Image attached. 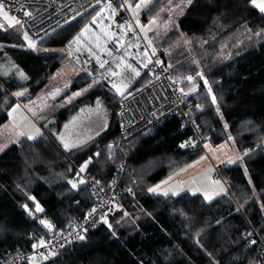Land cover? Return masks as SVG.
Wrapping results in <instances>:
<instances>
[{"label":"trees","instance_id":"trees-1","mask_svg":"<svg viewBox=\"0 0 264 264\" xmlns=\"http://www.w3.org/2000/svg\"><path fill=\"white\" fill-rule=\"evenodd\" d=\"M172 1L154 0L140 13L141 19L149 24ZM181 4L182 13L180 10L177 15L161 18L158 27L149 24L156 55L171 65L176 78L198 70L206 75L220 112L211 103L204 83L198 82V91L191 94L206 107L202 134L211 137L215 145L234 140L236 154L252 151L243 156L242 162L221 166L227 195L212 202L189 191L179 196L149 193V187L191 163L204 150L179 149L184 136L182 120L173 117L164 121L129 146L128 162L134 177L127 178L124 186L132 188L135 198L126 192L122 204L131 212L130 219H117L122 211L112 218L111 229L106 225L89 229L79 243L61 248L55 255H43L42 259L48 258L40 264H248V260L264 264L256 245L248 244L252 238H245L252 231L264 243V34L255 35L264 30V13L250 0H193L191 5ZM94 12L82 14L40 41V49L29 48L17 28L4 25L0 29V45L4 48L0 56L7 52L28 76L24 81L14 75L0 78V126L18 100L11 93L27 89V98L37 95L63 64L66 54L60 51L67 50L68 42ZM85 84L83 77L78 78L72 89ZM93 91L111 109L120 108V101L106 87L98 86ZM66 112L62 110L57 124ZM112 113L110 127L74 155L64 152L46 129L35 140L22 137L0 154V254L28 249L32 230L48 234L40 219L52 222L55 232H63L86 215L94 204L90 191L84 186L72 189L68 181L76 172L75 166L89 159L88 176L100 181L114 177L116 163L109 160L104 148L120 135L119 113ZM33 196L35 201L29 199ZM37 202L43 212H36Z\"/></svg>","mask_w":264,"mask_h":264},{"label":"built area","instance_id":"built-area-1","mask_svg":"<svg viewBox=\"0 0 264 264\" xmlns=\"http://www.w3.org/2000/svg\"><path fill=\"white\" fill-rule=\"evenodd\" d=\"M4 2L5 8L9 11V14L15 16L21 21L20 25L24 32H27L29 37L35 42H39L61 30L82 14L93 9H95V12L86 25H90L92 29L97 32L100 30L101 25H111V30L119 36L122 29L118 28L117 24L125 21L131 23L135 32H127V35L125 36V47L119 48L115 42H109L107 48L112 50L113 56L109 57L106 52L101 54L102 59L108 60L109 65H111L112 68H115V63L113 62L114 59L122 56L127 63L137 67L141 73L139 77H136L133 85L138 81L136 85H141L138 90L142 89V95L139 96V98L135 97L134 102L128 105L126 109H124V105H121L123 108V115L121 119L122 133L120 140L124 143L128 141L132 142L136 139V136L150 133L164 121L173 117H179L182 120L181 131L184 136L178 143L177 147L179 149H203L204 144L210 140V137L202 134L203 119L198 116L203 113L206 107L203 103L195 101L192 98L191 92L186 90V87L192 85V83L187 81L185 77H174L171 65L153 54L149 45L147 47V40L141 34L128 10L123 8L118 10L117 15L114 17L116 23H113L108 19L110 13L105 11L102 14L104 19L101 21L100 18H97L96 24L93 25L92 18L96 16V13L99 12L105 4H107L108 0H99V3L97 0H4ZM112 2L115 6L117 0H112ZM121 2H123V0H121ZM21 4L24 6V11L31 12L32 16H26L22 11L18 10ZM136 44H138L139 47H136ZM74 49L75 46H73V51ZM145 52H147L148 56L151 57L153 61L151 64H148L147 68L143 66L144 63H147V60L144 58ZM73 56L74 59H81L82 67L84 69L92 70L93 75L104 71L99 68L95 59L85 50L79 52L74 51ZM157 60L161 63L157 64ZM85 61H87V63H85ZM109 65H106L105 67L107 68ZM188 75L194 77L195 84L203 82V79L197 76L196 72ZM181 88H183L184 93L190 94L184 95L180 92ZM205 88L207 89L206 86ZM143 93L147 95L148 101L143 100ZM122 103H124V101ZM197 104L201 105L203 110L198 109L196 107ZM153 113H156V116H153ZM189 140L192 141L195 146L185 148L180 147L182 143ZM123 167L124 166L119 167L112 180V185L109 187H106V182L105 184L101 183L100 180L91 178L88 175L86 176L78 171L77 173H79V175L75 174V176L71 178V181L76 180V182H79L83 177L93 193H98L96 203H94V205L87 211L86 215L82 219L75 220L63 232H55L53 229V231L48 232V234L40 235L32 230L30 232V247L28 249L17 248L9 250L3 255L0 254V264H25L31 262L32 260L30 257L53 253L68 245L79 243L81 239L77 238L78 235L84 236L89 229L100 228L105 225L100 220V216L102 215L106 214V218L110 223L114 217L111 214L116 215L122 211V215H124L125 212L129 214V211L123 206L122 201H117L119 191L124 187L123 184L126 181L123 180V175H121ZM220 168V165L215 166L213 177L216 179H222ZM122 180L123 183H121ZM97 181L99 182L98 184L96 183ZM129 193L130 196L135 195L132 190L131 192H128V194ZM94 207L97 209V212L94 213L93 216L87 217L86 220L85 218L87 214ZM85 229H87V231H85ZM251 238L262 242L257 233H253ZM41 239L44 240V245L39 244ZM34 244L36 245L35 248H33ZM61 245H63V247H61ZM262 250H264V247L257 251L260 257L262 256Z\"/></svg>","mask_w":264,"mask_h":264},{"label":"rangeland","instance_id":"rangeland-1","mask_svg":"<svg viewBox=\"0 0 264 264\" xmlns=\"http://www.w3.org/2000/svg\"><path fill=\"white\" fill-rule=\"evenodd\" d=\"M133 1L134 0H129V2H131L133 6H135ZM153 2L154 0H148V3L146 4V6L141 7L139 11V25L136 24L139 27V29H140V25H143L144 28L147 30L146 45L148 47L149 45L148 41L151 40L152 43L149 46L151 50L155 48V43H154V40L149 37V31H150L149 24L150 23L147 24L146 22H144L141 19L140 13L144 12L149 5L150 6L152 5ZM181 3L186 4V0H182V2H179V0H173L169 5L163 6L161 10L158 11L156 17H154L155 19L151 20V21H155V23L153 24L158 27L161 18H164L167 15H170V16H174L175 14L177 15L180 13V10L182 13L183 8H182ZM5 10L7 9L5 8ZM129 13L135 22L136 17H134L130 11ZM0 23L5 26H9L8 22L4 20L3 17H0ZM92 24L94 25L96 24V22L95 23L92 22ZM84 26L73 36V38L77 34L80 33V31L84 28ZM9 27L17 28L19 32H21L22 34L24 33V30L20 24H15L14 26H9ZM140 32L142 33V35L145 36L144 31L140 30ZM39 42H35L36 43L35 49L41 48L40 46H38ZM25 44L28 46L27 41H25ZM3 50L4 48L0 46V51H3ZM60 52L61 54L65 53L66 57L61 67L56 71L55 75L53 76V79L47 85H45V87L37 95L31 98H27L28 97L27 94L21 97H17L18 98L17 102L14 103L10 107L8 114L11 113V115H9V119L2 125V127H0V146L7 145L6 147H4V150H6L9 146L18 142L19 139H21L22 137H27V135H19V133L23 132L26 134H35V129L39 128L42 133L44 132V129H46L48 133L54 136L57 142L59 143V145L61 146V149L64 152L68 153L69 155H74L80 149L86 148L90 146L91 144H93L97 140V138L110 127V124L113 118L112 112L116 113L117 115L119 113V117L117 116V118L120 121L119 138L109 145L111 146V148H109V146L108 147L104 146V148H106V155L109 158V160L115 161L116 168H117L116 172L118 171L120 166H124L122 174H121L123 175V180H126V178L134 177V174L130 172V165L128 162V155H129L128 149L133 141L132 142L128 141L124 143L120 140L121 133H122V122H121L122 115H120V113L122 112V109H123L121 105H124V109H126L128 105L134 102L135 97L139 98V96L142 95L141 93L142 89L138 90L141 87V85L137 86L136 85V83L138 82L137 81L135 85L130 87L129 91L132 93V95L127 96L126 99H123L122 102L124 101V103H122L121 102L122 98H120L115 93V90L111 88V84L109 83V81L99 79L98 75L100 73H96L93 75L99 79V82L97 84H93L92 77L89 76L87 72L84 71V68L82 67L81 59H79V63H77V59H74L73 55H69L68 44H67V50L65 51L61 50ZM154 55H156V51ZM21 70L22 69L16 64V62L12 59V57L9 54H7V52H4V54L0 56V78L5 79L12 75L17 76L19 78L18 72ZM198 71H201V70H198ZM186 76L179 77V78H184ZM82 77L85 80L86 84L78 90H73L72 85L78 81V78H82ZM204 77L206 79L205 74H204ZM195 85L197 86V89L200 87L199 83H196ZM98 86L106 87L107 90L114 97H116L118 101H120V108L118 106L117 108L111 109L108 106L109 103L105 102L103 98L97 94V92L93 91V89L97 88ZM192 86L193 84L187 86L186 90L190 91ZM57 89L60 90L59 94L55 95V97L53 98L52 94L55 93ZM84 89H87V91H83L82 95L73 97V93L82 91ZM196 92H191V93H196ZM69 98H71L70 103L68 102ZM98 98L101 101V105H102L100 109L96 108V101ZM143 100L148 101V97L145 93H143ZM17 104L19 105L18 108L16 107ZM14 108H15V111H13ZM63 109H66L67 112L65 114V117L60 121L59 124H57L60 118V115L63 114L62 113ZM81 109H84V111L81 112ZM90 109L91 111H89ZM198 116H200V118L203 119L202 113ZM66 124L68 125L67 129H65L64 127V125ZM105 124L107 125L106 127H105ZM97 133H99V135H97ZM60 134H63L65 140L69 142L86 141V143L83 144L79 148H73L71 150H66L63 147V144L61 143L60 139L58 138ZM142 136L144 135L140 134L136 136V139L134 140V142H136L137 139H139ZM90 137L91 139H89ZM206 144L209 145V147H205V146L203 147L204 150L202 151L201 155H199L197 158H195L192 161L194 163L192 162H191L192 164L189 163L191 167H189V165L187 164L180 169L182 170L183 168L188 166V168L185 169L182 175L183 176L188 175L189 177L184 180H180V179L177 180L175 176H172L173 175L172 174L171 175L172 180L169 181V183L166 185H161L162 190L174 189L176 185H179L180 187H182L185 180H186L185 187H183V191L181 192H184V191L192 192L196 189L211 190L213 188H218L219 187L218 185H213L211 183L214 180L221 181L222 184L224 185L223 178L216 179L213 177V173L215 171V165L219 166L223 164L221 163V161H219V158H226V157L235 158L236 157L235 153L237 152V149L235 145L230 141H226L224 143L215 145L213 142H211V137H210V140L206 142ZM221 145H223V147H221ZM2 152H0V154ZM238 155L242 156V154H238ZM126 157H127V162H126ZM201 157H204V159H201ZM80 168L81 166L80 167L75 166L76 175L78 174L77 172L80 171ZM87 169H88V165H87V168L82 172L86 176H87V173H86ZM116 172H115V175H116ZM75 174L72 177H74ZM114 177L108 181L101 180V183L105 184L106 182V187H109L110 185H112V180L114 179ZM82 179L85 181L83 177ZM167 179L168 177L156 183L155 185L161 184L162 181L167 180ZM123 180L121 183H123ZM73 181L76 182V180H73ZM79 186L87 187L91 193L94 203H96V200L98 199V193L97 192L93 193L89 185L86 183L85 184L78 183V187ZM128 189H132V188L124 186L120 189L117 201L124 200V194L126 192H129ZM197 193L202 194V192H197ZM158 194H162V191ZM169 194H171V191H169ZM129 196H130V193H129ZM111 215L117 216V214L116 215L111 214ZM130 217H131V212L129 211V214L127 216H124L121 214L119 215L117 219H130ZM257 243L255 244L256 251H259L260 248L264 247V244L260 240H257ZM42 257L43 255L35 256L34 257L35 260L34 261L32 260L31 264H40L41 262L45 260V259H42Z\"/></svg>","mask_w":264,"mask_h":264},{"label":"snow or ice","instance_id":"snow-or-ice-1","mask_svg":"<svg viewBox=\"0 0 264 264\" xmlns=\"http://www.w3.org/2000/svg\"><path fill=\"white\" fill-rule=\"evenodd\" d=\"M97 2L99 3V0H97ZM148 3V0H139L138 3L135 4V6H133V4L131 2H129V0H123V2H121V0H117L116 5H113L112 0H108L107 4H105L99 12L96 13V16H94L92 18V22L95 23L97 21V18H100V20L102 21L104 19L103 17V13L105 11L109 12L110 15L108 16V19L111 20L113 23H116L114 17L117 15L118 10L123 8L126 9L128 11H130L132 13V15L134 17H136V21L135 23L137 25H139V11L141 9L142 6H146V4ZM193 3V0H186V5H191ZM250 3L255 6L256 8L259 9V11L261 13H264V0H250ZM19 11H22L24 15L26 16H32V13L29 11H24V6L21 4L19 9ZM0 17H3L4 20H6L9 24V26H14L15 24H20L21 21L18 20L15 16L9 15V11L5 10V2L4 0H0ZM123 19V18H122ZM150 23H155V21H151ZM117 27L122 29L121 34L118 36L117 33L113 32L111 30V25H101L100 30L97 32L95 30L92 29V27L90 25H85V27L81 30V32L79 34H77L71 41H69L68 43V48H69V55H74V51L75 52H79L81 50H85L87 51V53L95 59L96 64L99 66L100 69H103L104 71L100 72L99 74V79H103V80H107L109 81V83L111 84V88L115 90V93L123 99H126L127 96L132 95V93L129 91L130 87L133 85L134 80L136 79V77H139L141 75L140 70L133 66L130 63H127L124 57H116L114 59V63H115V68H112L111 65H109V61L102 59V55L103 53H107V55L109 57L113 56V52L111 49L107 48V44L109 42H115V44L119 47V48H124L125 47V36L127 35L128 31H132L135 32V29L133 28L132 24L129 22H123V23H118ZM0 29H4V25L0 24ZM6 30V29H5ZM140 30L145 32V38H147V30L144 28L143 25H140ZM248 31H251V29H248ZM262 34H264V30H259L257 32H255V35L257 37L261 36ZM23 39L25 41L28 42V47L31 49H35L36 48V43L35 41H33L27 32L23 33ZM131 43V42H128ZM149 46L151 45V40L148 41ZM185 43H191V41H185ZM2 46V45H0ZM73 46H75V49L73 51ZM136 47H139L138 44L135 45ZM156 49L153 48L152 52L153 54H155ZM144 58L147 60V63H144V67L147 68L148 64H151L153 61L151 59V57L148 56L147 52L144 53ZM77 63H79V58H77ZM85 63H87V61H85ZM157 64L161 63L159 60L156 61ZM198 63V62H196ZM106 65H109V67H105ZM85 72H87V74L89 76H92L93 79V84H97L99 82V79L96 76H93L92 70L89 69H84ZM18 76L21 80H27L28 76L21 70L18 72ZM197 76H199L201 79H203V83L204 85L207 87V92L208 94L211 95V103L213 105L216 106V111L219 113L220 112V107L219 104L217 102V97L216 95L213 93V89L212 86L209 84L208 80L204 78V74L203 71H198L197 72ZM185 79L189 82H191L193 84L192 88L190 89V92H196L197 91V86L194 83V77L191 75H188L185 77ZM91 87V85H90ZM59 89L56 90L55 93H53V98L55 97V95L59 94ZM83 91H87V89H84L82 91H78L73 93V97L76 96H80L83 94ZM27 92V89H24L22 91H17L14 93H11V95L16 96V97H21L24 96ZM180 92L183 93L184 95H189L190 93H184L183 88L180 89ZM68 102H71V98H69ZM16 107L18 108L19 105L17 104ZM102 107L101 105V101L99 100V98L96 101V108L100 109ZM196 107L198 109H201V105L197 104ZM13 111H15V108L13 109ZM84 109H81V112H83ZM91 111V109L89 110ZM9 115H11V113H9ZM120 115H123V112L120 113ZM153 116H156V113H153ZM222 118V117H221ZM75 119V118H74ZM107 125L105 124V127ZM65 129L68 128V125H64ZM198 127V126H197ZM225 128L228 127L227 124L224 125ZM19 135H27V139L28 140H35L37 138V136H42L43 133L40 131L39 128L35 129V134H26V133H19ZM97 135H99V133H97ZM58 138L60 139L61 143L63 144V147L66 150H71L73 148H79L81 147L83 144L86 143V141H78V142H69L67 140H65L63 134H60L58 136ZM91 139V137L89 138ZM229 139L233 140V138L229 135ZM234 143V140H233ZM7 145H3L0 146V152H2L4 150V147H6ZM189 146H195L194 143L192 141H185L184 143H182L180 145L181 148H185V147H189ZM205 147H209V145L205 144ZM221 147H223V145H221ZM257 147H260V145L258 144ZM109 148H111V146H109ZM251 149L245 150V152L243 153V156H247L249 155V152H251ZM95 155L99 156V153H96ZM243 156H236L235 158H228L226 161H221V163L227 165H233L235 163H237V161H243ZM201 159H204V157H201ZM91 163V160L89 159L88 161H86L84 163V165L81 166L80 168V172H83L86 168L87 165ZM189 167H191V165H189ZM244 174L247 176L248 175V169L245 167L244 168ZM79 175V173L77 174ZM172 180V176H169L167 180H164L161 182V184H157L154 187H149L147 189V191L149 193H160L162 191V194L164 196H168L169 195V191H171V194L174 196H179L181 191H183L182 188L179 189H164L162 190L161 185H166L169 183V181ZM68 183L71 185L72 189H78V183L79 184H85L86 182L83 179H80L79 182H74V181H68ZM97 184L99 183L98 181L96 182ZM213 185H218V188H213L211 190L208 189H196L194 191H192V195H196L197 192H202L203 194V199L207 202H212L216 197H219L221 195H227V189L224 187V185L222 184L221 181L218 180H214L211 182ZM248 183L251 184V177H249L248 179ZM19 187V186H18ZM129 192H131V189H128ZM29 199L35 201V197H29ZM262 208H264V205H261ZM23 208L28 211L29 215H32V212L30 209H28V205L24 204ZM35 210L36 212L40 213L43 212L44 209L40 206V204L37 202L35 205ZM237 211H239V209H237ZM97 212V209L94 207L91 209V211L87 214L86 216V220L87 217H91L93 216L94 213ZM125 216L128 215L127 212L124 213ZM100 220L107 225V227L109 229L112 228V224L108 222L107 218H106V214L100 216ZM39 223L41 225H43L46 229H48L49 231H52L54 229V225L46 220V219H40ZM217 223H220L219 221H217ZM85 231H87V229H85ZM199 233H197V237H199ZM253 233L252 231H248L245 234V238H249L252 237ZM78 239L83 240L84 236L82 235H78L77 236ZM199 244V239H197L196 241ZM70 243V241H69ZM257 243V241L255 239H249L248 240V244L249 245H255ZM40 245H44L45 242L44 240H40L39 241ZM36 245H33V248H35ZM61 247H63V245H61ZM201 247H203L201 245ZM52 255H55L56 253H51ZM48 257H44V259H47ZM31 260H35L34 257H30ZM245 259H247V257H245ZM261 259H264V250H262V256ZM248 264H255L254 261L252 260H248Z\"/></svg>","mask_w":264,"mask_h":264},{"label":"crops","instance_id":"crops-1","mask_svg":"<svg viewBox=\"0 0 264 264\" xmlns=\"http://www.w3.org/2000/svg\"><path fill=\"white\" fill-rule=\"evenodd\" d=\"M8 115H9V114H8ZM8 119H9V118H8ZM8 119H7V120H8ZM7 120H6V121H7ZM6 121H5V122H6ZM5 122H4V123H5ZM4 123H3V124H4ZM3 124H2V125H3ZM2 125H1L0 127H2ZM235 154H236V153H235ZM236 156H238V154H236ZM228 158H229V157H226V158H219V161H226V159H228ZM223 159H225V160H223ZM192 163H194V162H192ZM192 163H190V164H192ZM188 165H189V164H188ZM221 165H222V164H221ZM186 168H188V166L185 167V168H183L182 170H179V171L175 172L172 176H175L177 180H179V179H180V180L187 179V178L189 177L188 175H185V174H184L185 176L182 175V173L185 171ZM180 175H181V177H180ZM182 176H183V177H182ZM185 182H186V180L184 181L182 187H180L179 185H176V186L174 187V189H179V188H182V189H183V187H185ZM224 187L227 189L225 183H224ZM184 192H185V191H184Z\"/></svg>","mask_w":264,"mask_h":264},{"label":"bare ground","instance_id":"bare-ground-1","mask_svg":"<svg viewBox=\"0 0 264 264\" xmlns=\"http://www.w3.org/2000/svg\"><path fill=\"white\" fill-rule=\"evenodd\" d=\"M135 193V192H134ZM131 197H133V198H135V195L134 196H131ZM127 209V208H126ZM128 210V209H127Z\"/></svg>","mask_w":264,"mask_h":264},{"label":"water","instance_id":"water-1","mask_svg":"<svg viewBox=\"0 0 264 264\" xmlns=\"http://www.w3.org/2000/svg\"><path fill=\"white\" fill-rule=\"evenodd\" d=\"M43 226V225H42ZM44 227V226H43ZM45 228V227H44ZM46 229V228H45ZM48 230V229H47ZM49 231V230H48ZM49 232H52V231H49Z\"/></svg>","mask_w":264,"mask_h":264}]
</instances>
